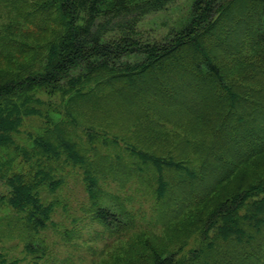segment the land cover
<instances>
[{
  "label": "trees",
  "instance_id": "1",
  "mask_svg": "<svg viewBox=\"0 0 264 264\" xmlns=\"http://www.w3.org/2000/svg\"><path fill=\"white\" fill-rule=\"evenodd\" d=\"M241 1L191 0L189 20L161 43L145 40L137 32V24L145 15L164 10L174 0H43L33 3L26 12L14 11L25 24H32L34 16L44 22L54 16L65 30L54 45L44 47L45 55L39 58L43 64L33 62L12 72L0 69V177L10 188V207L24 213L26 232L44 230L56 206L43 205L40 187L46 182L57 189L63 182L51 178L50 170L44 167L28 173L22 169L10 172L13 156L56 159L64 155L85 170L87 182L92 163L83 157L84 148L78 149L71 133H76L79 124L76 116L83 115L76 106L120 95L126 89L137 88L144 93L143 85L151 80L161 100L169 108L185 112L186 120L196 126L201 123L205 127L203 111H214L216 125L209 131L211 139L186 138L178 145L199 144L198 156L185 149L181 156L150 155L124 143L122 153L118 150L116 154L118 162L127 156L132 168L138 163V169L153 176L151 180L157 187L154 194L171 203L167 206L173 207L174 221L195 212V232L205 246L193 252L188 264H217L209 258L215 246L223 257H233L232 264H264V31L258 28L250 34V51H256L260 59L250 65L256 71L249 79L224 75L210 55L218 37L217 22L223 14L230 15L232 7ZM251 1L262 5L259 18H263L264 0ZM246 44L245 40L239 43ZM36 50L7 39L0 44V58L7 53L22 57ZM132 55L141 58L123 62ZM182 65L189 67L192 82L209 84L202 87L200 95L187 98L176 92L172 81L163 82L166 74ZM77 70L82 73L72 75ZM186 70L180 68L177 78L183 79ZM43 92H59L63 100L59 106L48 107L46 127L30 140L28 151L15 145L12 136L23 117L37 113L44 105L35 97ZM163 120L153 125L162 130L166 126ZM91 137L88 133L89 141ZM75 138L81 139L77 134ZM222 138L228 143H223ZM96 140L107 146L117 145L116 139L108 141L96 136ZM89 151L99 156L96 146ZM102 165L93 167L101 172ZM87 193L92 201V216L109 233L120 235L134 228L133 217L118 197L106 194L93 180L87 183ZM111 199L118 204L113 201L112 205ZM151 264L179 263L173 254L154 253Z\"/></svg>",
  "mask_w": 264,
  "mask_h": 264
},
{
  "label": "rangeland",
  "instance_id": "2",
  "mask_svg": "<svg viewBox=\"0 0 264 264\" xmlns=\"http://www.w3.org/2000/svg\"><path fill=\"white\" fill-rule=\"evenodd\" d=\"M42 1L0 0V44L8 39L37 49L22 57L7 53L0 58V69L12 72L33 62L43 64L40 59L45 55L44 47L48 43L49 46L54 45L65 31L54 16L50 22L34 16L32 24H25L14 14L16 10H31L33 3ZM190 6L191 0H174L164 10L145 15L137 24V32L150 42H164L171 31L179 30L189 20ZM261 12L262 5L259 2L243 0L232 7L230 15L222 12L221 17L220 13L217 14L221 17L216 24L218 37L214 39L210 55L224 75L241 76L244 80L255 75L256 70L250 65H256L260 58L256 51H250L249 40L253 30L260 28L264 31V17L259 18ZM244 40L246 46L239 45ZM140 58L132 55L125 57L123 62H136ZM184 67L187 69L185 77L177 78L180 68L184 70ZM180 68L178 70L176 67L171 74H166L163 80L172 81L179 94L187 98L194 97L201 94L202 87L209 86L207 83L197 85L192 82L187 65ZM80 73L82 70H77L72 75ZM243 85L249 86L246 81ZM142 89L144 93L137 88L126 89L120 95L112 94L98 102L85 101V106L81 105L80 108L76 106V110L83 115L76 116L75 122L79 124H76V133H71L74 141L78 142V149L84 148L83 157L92 163L88 167L92 174H86L87 182L85 170L74 166L64 155L56 159H46L47 156L44 159L38 156H13L15 160L10 172L19 173L22 169L28 173L44 167L50 170L51 178L63 183L57 189L51 188L46 182L40 187L39 197L43 205L55 203L56 206L44 230L28 233L24 225V213L10 207V188L0 177V264H151L154 253L173 254L179 264H188L193 252L205 246L195 232L192 220L195 212L174 221L171 216L173 207L167 206L171 203L167 198L158 199L154 194L157 187L155 181L151 180L153 176L138 169V163L132 168V160L129 161L127 156H122L124 161L118 162L119 155L116 154L118 150L122 153L126 145L124 143H127L150 155L181 156L185 149V152L198 156L199 144L193 143L189 147L178 145L186 138L210 140L209 131L216 125L215 112L211 109L203 111L202 118L207 124L204 122L205 127L201 123L196 126L186 120L185 112L177 107L171 109L167 102L161 100L159 90L153 87L151 80ZM140 95L143 96L134 97ZM35 97L44 105L37 109V113L23 117L12 136L14 144L26 150L30 140L46 127L48 107L53 104L52 107L59 106L57 104L63 100L59 92H43ZM161 118L166 122L162 130L154 126ZM201 129L203 136L200 135ZM88 133L92 136L91 141ZM75 134L80 136L79 141ZM95 135L99 139L105 137L108 141L116 139L117 145H103L96 140ZM222 141L228 143L227 139L222 138ZM93 146L105 156L100 152L99 156H93V152L89 151ZM102 163L101 173L93 165L100 166ZM90 180L109 196L118 197L135 221L133 229L114 235L94 219L90 212L92 201L87 193ZM113 201L110 200L112 205ZM118 201L115 203L118 204ZM28 245L31 248L28 249ZM216 247L209 253L210 260L217 264H232L233 257H223Z\"/></svg>",
  "mask_w": 264,
  "mask_h": 264
}]
</instances>
